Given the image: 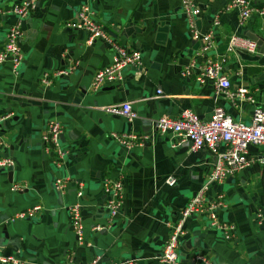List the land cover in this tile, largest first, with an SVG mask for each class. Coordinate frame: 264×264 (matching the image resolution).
Wrapping results in <instances>:
<instances>
[{"label":"crops","instance_id":"0c3cea01","mask_svg":"<svg viewBox=\"0 0 264 264\" xmlns=\"http://www.w3.org/2000/svg\"><path fill=\"white\" fill-rule=\"evenodd\" d=\"M18 1L0 0V49L5 31L16 20L1 11ZM231 1L194 0L201 11L194 18L197 29L213 30L214 47L203 55L199 41L191 38L181 0L38 2L22 26L20 67L15 71L9 60L0 64V115L6 116L0 126V159L14 160L12 167L0 168L2 254L14 255L22 264H88L96 256V264H160L156 257L168 238L169 224L202 187L216 160L204 148H173L171 133L161 135L155 120L177 117L183 109L207 119L219 105L248 123L254 108L264 107V56L226 50L233 34L264 37V16L252 14L240 21ZM82 4L106 27L107 40L89 45L84 31L66 26ZM256 4L263 6L264 0ZM112 42L139 50L140 68L128 67L119 82L94 90L96 71L112 62ZM218 59L231 88L246 87L254 103H231L211 82L195 81L208 60ZM189 66L190 75L185 76ZM58 71L66 72L55 75ZM122 102L131 103L137 118L128 121L101 111ZM51 120L60 122L61 142L69 150L59 167L42 140ZM130 132L146 135L145 144L128 149L110 136ZM58 177L67 180L63 191L54 186ZM168 177L172 185L166 183ZM105 179L124 183L122 210L109 224ZM78 183L84 188L80 199ZM13 184L24 188L13 191ZM218 193L225 200L220 217L235 226V238L225 241L208 219L190 217L179 240L182 259L201 253L216 264H264V222L259 225L256 218L258 208L264 213V165L253 163L207 191L209 198ZM75 202L82 208V242L71 229L67 210ZM35 206L40 209L32 218L12 220L17 212ZM98 224L108 225L92 232Z\"/></svg>","mask_w":264,"mask_h":264},{"label":"built area","instance_id":"2783aa9c","mask_svg":"<svg viewBox=\"0 0 264 264\" xmlns=\"http://www.w3.org/2000/svg\"><path fill=\"white\" fill-rule=\"evenodd\" d=\"M40 0H20L1 11L2 14H12L16 20L5 31L3 46L0 49V64L10 61L15 71L23 61V54L20 47V40L23 35L22 25L29 15L35 11ZM257 0H232L229 6L239 10L240 21L247 20L252 14L264 16V5L258 6ZM182 11L186 17L187 25L194 41H199V53L203 55L214 47L213 30L210 29L201 33L196 25L194 18L200 14V9L195 5L194 0H181ZM218 24V19L214 20L213 25ZM66 26L73 30L84 31L87 35L86 43L91 45L97 39H108L106 27L96 20L90 7L86 4L80 5L73 20L66 22ZM113 58L112 62L98 69L93 77L92 88L98 90L106 84L117 83L122 79L123 70L128 67L140 68L142 62L141 52L137 49L127 50L120 44L112 42ZM256 43L245 36L233 34L229 37L226 45L228 53L236 54L245 52L254 54L257 52ZM222 60H208L201 67L196 75L195 81L199 84L211 82L217 93L223 95L231 103L250 102L255 99L249 90L240 86L236 89L231 88V83L226 75ZM191 66L183 71L185 76H189ZM66 71H58L55 75L64 74ZM48 83L47 78L43 79ZM157 93H161L157 90ZM101 111L119 116L131 121L137 118L136 111L133 110L130 102L109 105L101 108ZM5 115H0V126ZM155 127L161 135L171 133L173 148L189 147L191 150L206 149L215 157V163L207 173L202 187L187 201L181 209L178 218L169 224L168 238L156 257L160 264H216L208 259L204 254L197 253L187 261H183L179 254V240L185 234L184 223L190 217H204L208 219L212 229L222 233L225 241L235 238V226L220 217V210L225 206L222 193L209 198L207 191L213 184H221L224 180L234 177L241 170L249 167L253 163L264 165V107H255L251 115L250 122L245 123L234 119L223 107L216 105L207 119L200 118L198 114L190 109H183L179 116L170 118L167 116L158 117L155 120ZM62 126L59 121L51 120L46 124L42 134V140L46 149L53 153V164L56 167L62 166L66 160L69 150L62 145ZM112 138L121 145L130 149L135 146H142L147 140L146 135L133 132L126 134L111 133ZM250 146H255L258 151H250ZM14 164L12 158L0 159V168H10ZM66 178L58 177L54 181L57 190L63 191L66 186ZM168 185H172L174 180L171 177L166 179ZM103 191L106 196L105 207L108 212V224L113 221L123 207V180L105 179L102 182ZM24 188L21 184H13V191H21ZM83 184L78 183L76 192L77 198L83 196ZM40 206H35L17 212L12 220L30 219ZM81 204L75 202L68 206V214L71 229L78 242H82L84 226L82 219ZM257 223L264 222V213L258 208L256 210ZM107 224V225H108ZM107 225H94L92 232H97L107 228ZM99 256L94 257L88 264H96ZM12 263L22 264L14 255H4L0 250V264ZM110 264H134L131 260L113 262Z\"/></svg>","mask_w":264,"mask_h":264},{"label":"water","instance_id":"95a60500","mask_svg":"<svg viewBox=\"0 0 264 264\" xmlns=\"http://www.w3.org/2000/svg\"><path fill=\"white\" fill-rule=\"evenodd\" d=\"M23 26V25H22ZM248 37L256 43L257 45V52L258 55H263L264 56V37L261 36H257V35H248ZM240 53V52H238ZM61 138L63 139V136H61ZM183 260V259H182ZM183 261H187V260H183Z\"/></svg>","mask_w":264,"mask_h":264},{"label":"rangeland","instance_id":"374dc122","mask_svg":"<svg viewBox=\"0 0 264 264\" xmlns=\"http://www.w3.org/2000/svg\"><path fill=\"white\" fill-rule=\"evenodd\" d=\"M62 145H63V143H62Z\"/></svg>","mask_w":264,"mask_h":264}]
</instances>
